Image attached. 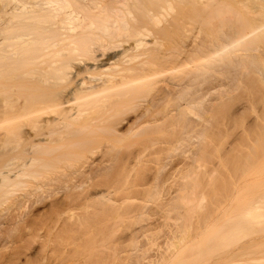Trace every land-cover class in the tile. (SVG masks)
I'll return each instance as SVG.
<instances>
[{
    "label": "bare ground",
    "instance_id": "1",
    "mask_svg": "<svg viewBox=\"0 0 264 264\" xmlns=\"http://www.w3.org/2000/svg\"><path fill=\"white\" fill-rule=\"evenodd\" d=\"M263 98L264 0H0V264H122L126 219L195 232L221 194L197 241L127 262L264 264Z\"/></svg>",
    "mask_w": 264,
    "mask_h": 264
},
{
    "label": "rangeland",
    "instance_id": "2",
    "mask_svg": "<svg viewBox=\"0 0 264 264\" xmlns=\"http://www.w3.org/2000/svg\"><path fill=\"white\" fill-rule=\"evenodd\" d=\"M240 90V89H239ZM239 90H236L235 92L238 94V92L240 93L241 91H242V89L239 91ZM238 91V92H237ZM235 92H234V96H235V98H237V103H233V105H234V108H232L231 109V114H232V110L234 109H237V112L236 111H234V114L236 113L237 115L238 114H240L241 113V111H240V109H242L243 108V104L245 105L247 102L245 101V99L243 100H238V97H237V95H235ZM242 94H243V92H241ZM239 95H241V94H239ZM240 98L242 97V96H239ZM234 98V97H233ZM243 98V97H242ZM244 98H248L247 96H245L244 95ZM216 98H214L213 100H215ZM218 100H216V102L218 101H222L221 99H219V98H217ZM223 99V98H222ZM208 101V103L207 102H205V101ZM210 100H211V98H209V96H207V98H204V103H205V105L206 106H211V104H212V102H213V100H211L212 102H210ZM223 100H225V99H223ZM210 102V103H209ZM217 102V103H218ZM235 102V101H234ZM216 103V104H217ZM213 104H214V102H213ZM219 104V103H218ZM240 106L242 107V108H240ZM247 107H249L248 105H246ZM246 106H245V108L244 109H246ZM257 106V105H256ZM238 108H240V109H238ZM256 108V107H255ZM255 108L254 109H251L250 111H249V113H248V115H249V120H250V123H252V121H254V120H256V119H254V117H256V116H258V114H260V112H259V110H261L262 111V107H260V106H258L257 107V110H255ZM250 109V108H249ZM248 109V110H249ZM243 110V109H242ZM248 110H246V111H248ZM240 111V113H238ZM254 111V112H253ZM244 112V111H243ZM255 112H256V114H255ZM259 112V113H258ZM246 113V112H245ZM263 114H264V98H263ZM263 117H264V115H263ZM247 118V117H246ZM257 118V117H256ZM251 119H252V121H251ZM264 119V118H263ZM248 120V121H249ZM240 131V130H239ZM232 135H236L235 133L234 134H232ZM235 137V136H234ZM231 138H233L232 136H231ZM234 139V138H233ZM232 140V139H231ZM230 140V141H231ZM195 145H193V147L192 146H184V147H186L183 151H182V149L180 150V151H182V152H186L185 150H188V148H189V151H192V152H194V150L195 149H193V148H195L194 147ZM227 146V145H226ZM188 147V148H187ZM228 147V146H227ZM191 148H192V150H191ZM197 150V149H196ZM195 150V151H196ZM180 151H178L177 153H176V156L173 158V161L174 162H176V161H178L179 159V156H178V153L180 152ZM164 154V153H163ZM190 154V152L188 153H186V155H189ZM179 155H180V157L182 158V157H184V156H182V153L180 152L179 153ZM159 157V155H156L155 156V158H154V162H152V164H151V172H153V169H154V171L156 170V168L159 166V162H160V160H158V159H162L163 157H165V154L164 155H160L161 157ZM189 157H191V156H189ZM178 159V160H177ZM184 159V158H183ZM183 159H182V161H183ZM264 159V158H263ZM185 162L187 161V158L185 157ZM159 161V162H158ZM170 162H172V160L170 161ZM184 162V163H185ZM217 162V160L216 161H213V163L215 164ZM183 162H181V164L177 167L178 169H180V168H182L181 166H182V164H184ZM179 164V163H178ZM214 164H210V165H208V169L210 170L212 167H213V165ZM158 169V168H157ZM171 170V165H168L167 166V169H166V171L164 172V173H167V172H169L170 173V170ZM220 172L222 171V169H223V171L225 170L224 168H222V166H220ZM218 169V170H219ZM172 172V171H171ZM177 172H178V170H177ZM176 168H175V170H174V172H172L173 174L171 175V178H170V180H169V183H168V185H166V187H165V189H164V191H166L165 192V196L168 198H170V195H166V193H167V191L169 190L171 193L173 192V188H174V182H175V179H176ZM219 171H218V175H219V173H220ZM226 172V171H225ZM225 174H227V173H225ZM224 175V174H223ZM222 175V173L218 176V177H222L223 176ZM263 176H264V172H263ZM220 177V178H221ZM226 177V176H225ZM222 178H224V177H222ZM228 178V177H227ZM263 181H264V177H263ZM242 183V182H241ZM170 188H172V189H170ZM263 192H264V190H263ZM227 195V194H226ZM229 195V194H228ZM219 196V195H218ZM220 196H222V198H220V201H221V203L219 204L220 205V207L218 208V207H215L216 206V204H218V201H219V199H218V197H214V202H216V204H214L215 206H214V209L216 210V212L213 214V212L211 213V214H213V215H211L209 218H210V220L207 218L206 220H204V219H201L202 220V222L205 224V227H204V224H201L202 222H201V220L199 221V216L200 215H196L197 217H196V219L198 220L197 222L196 221H194L195 222V224H193L194 226H195V232H194V230L192 229H190L189 228V230H188V227H187V224H186V222H185V220H183L182 219V217L180 216V213L178 214L177 212L175 213V212H172V213H169V212H166V211H159V212H157V210L156 211H152V212H150L149 214H147L146 216L145 215H143L141 218H140V221H135V219H136V217H135V219L133 220H130L129 218L128 219H126V221L128 220V227L126 226V227H124L125 226V222L123 223V225H122V227H124L125 229H123L122 227H120L119 229L120 230H118L117 232H116V234H117V237H119V235H120V237L122 236V234H124L123 236L125 237V235H126V232H127V235L129 234L128 232H132L133 233V228H136V230H138V229H140L142 226H144L146 229L147 228H150L151 230H149V231H145V235L146 236H144V235H142L141 237H139V239H138V242L136 241V243L134 244V243H128L129 245H126V243L124 242L126 239H127V237H119L120 239H121V241L123 242V246H122V242L120 243V245L121 246H119V252H118V257H122V258H118V260L120 261V259H121V262H119V263H122V264H130V260H129V262H127L128 261V259H130L131 257H132V255L133 256H135L137 253H141V252H146L147 254H146V256L147 255H149L151 258H153L155 261H157L158 260V258H160V254L161 253H164V252H166V250H168L169 252H176V251H178L179 249H181V248H183L184 246H187L188 244L190 245L191 243H193V242H195V241H197L198 239H196V236H197V238H199L198 237V235L199 234H201V233H204L206 230V228L208 227V224H207V222L209 223V225H211V224H213L217 219H223L222 218V216H224V212H226L228 209V207H227V203H229L228 201H230L232 198H229V196L227 197V196H225V194H224V196H225V198H228L227 200L224 198V196L221 194ZM219 196V197H220ZM230 197H231V195H230ZM209 199H210V201L209 200H207L206 201V203L208 202V203H210L211 202V199L212 198H210L209 197ZM217 201H216V200ZM212 200V201H213ZM137 203H141V201H139V202H137ZM150 204H149V206L150 205H152L153 203L150 201L149 202ZM207 203V204H208ZM212 203V202H211ZM210 203V204H211ZM227 204V205H226ZM40 205V206H39ZM39 205H37V208L35 209V207L32 209L33 211H36L37 213H34L33 211H27L29 214H28V216H32L31 218H36V217H38L37 215H39V214H41V215H43L44 213L43 212H45V211H47V207H46V205H47V203L45 204L44 203V206H43V204L41 205V204H39ZM225 205H226V207H225ZM209 206V205H208ZM212 207H213V205H212ZM211 207V208H212ZM218 208V209H217ZM159 210V209H158ZM213 210V209H212ZM214 210V211H215ZM222 211H224V212H222ZM27 212L23 215V217L25 218V217H27L26 218V220H29V219H31L30 217H28L26 214H27ZM38 212H39V214H38ZM181 212H182V210H181ZM32 213V214H31ZM46 213V212H45ZM183 213V212H182ZM184 213H185V211H184ZM150 214H152V215H150ZM26 215V216H25ZM137 216V215H136ZM138 217V216H137ZM140 217V216H139ZM143 217H144V219H143ZM131 218V217H130ZM180 218L182 219V221L180 220ZM211 218H212V220L214 219V221H213V223H212V220H211ZM139 219V218H138ZM138 219H136V220H138ZM143 221H142V220ZM216 219V220H215ZM131 222H130V221ZM195 220V219H194ZM211 222H209V221ZM220 220V221H221ZM219 221V222H220ZM130 222V223H129ZM183 222V223H182ZM185 222V223H184ZM193 222V221H192ZM191 222V223H192ZM193 222V223H194ZM199 222V223H198ZM149 223V225H151V227H149V226H146L147 224ZM126 224V225H127ZM184 224V225H183ZM133 225H134V227H133ZM188 225H189V223H188ZM183 226V227H182ZM186 226V227H185ZM194 226H192V224H190V226L189 227H193L194 228ZM207 226V227H206ZM132 229H131V228ZM180 227H182V228H185V230L187 231V233L185 234V233H182L181 232V229H180ZM203 228H205V229H203ZM123 229V230H122ZM201 229H203V230H201ZM199 230V231H198ZM205 230V231H204ZM42 230H40V232H41ZM123 231V232H122ZM144 231V230H143ZM189 231H190V233H189ZM194 232V234H193V232ZM40 232H38V234L40 233ZM44 234L42 233V236L44 235L45 236V234H46V231H45V229H44ZM125 232V233H124ZM131 232H130V234H131ZM181 232V233H180ZM184 232V231H183ZM200 232V233H199ZM119 233V234H118ZM130 234H129V236H130ZM261 235H263V242H264V225H263V233H260ZM260 234L259 235H257V236H260ZM40 236V235H39ZM41 236V237H42ZM43 236V237H44ZM40 237V238H41ZM195 237V238H194ZM129 238V237H128ZM194 238V239H193ZM39 240L40 239H38V242H35V244H33L34 246H35V248H36V245H37V247L39 248V244H41V242H39ZM43 239L41 238V240L40 241H42ZM119 240V239H118ZM195 240V241H194ZM120 241V240H119ZM127 241V240H126ZM43 242V241H42ZM39 243V244H38ZM124 243H125V245H124ZM240 243V242H239ZM242 243V242H241ZM240 243V244H241ZM67 244V243H66ZM131 244V245H130ZM133 244V245H132ZM39 245V246H38ZM10 246H12V245H10ZM51 246H54V245H51ZM51 246H49L44 252H42V254L45 256V252H46V256L47 255H50L51 253H52V250H53V248H55V247H51ZM60 246V245H59ZM58 246V248H62V247H59ZM64 246V245H63ZM71 246V245H70ZM124 246H127V253H126V250H125V248L126 247H124ZM51 247V249L52 250H50L49 248ZM123 247H124V249H123ZM57 248V247H56ZM66 248V247H65ZM67 249H68V244H67ZM120 249H121V251H120ZM231 248H229V250H230ZM10 250V249H9ZM12 250V249H11ZM48 250V251H47ZM51 252H50V251ZM228 250V249H227ZM123 251H125V252H123ZM9 252V251H8ZM129 252V253H128ZM255 252V251H254ZM41 253V252H40ZM48 253H50V254H48ZM41 255V254H40ZM124 257H123V256ZM42 256V255H41ZM126 256V257H125ZM127 256H129L128 257V259H127ZM131 256V257H130ZM219 256V255H218ZM217 255L216 256H214V258H215V260H213L214 258L212 257V258H208L207 259V261H209V262H205L206 264H222L223 262V260H222V257H218ZM217 257H218V259H217ZM251 257V258H250ZM249 257V262H259V261H256V259H259V260H262L261 258L263 257V259H264V253H263V255H261V254H258V253H254L253 255H251ZM123 258H125V259H127V260H125V259H123ZM124 261H123V260ZM134 259V258H133ZM221 259V260H220ZM255 259V260H254ZM123 261V262H122ZM145 263V262H144ZM191 264V263H190Z\"/></svg>",
    "mask_w": 264,
    "mask_h": 264
}]
</instances>
